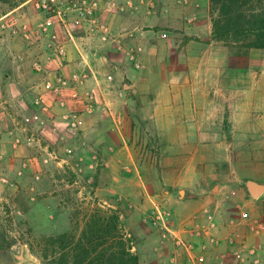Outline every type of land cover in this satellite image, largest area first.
Instances as JSON below:
<instances>
[{
	"label": "rangeland",
	"instance_id": "obj_1",
	"mask_svg": "<svg viewBox=\"0 0 264 264\" xmlns=\"http://www.w3.org/2000/svg\"><path fill=\"white\" fill-rule=\"evenodd\" d=\"M22 1L0 0V264H55L51 239L97 203L122 210L141 264L194 263L176 235L192 243L206 219L203 236L232 250L247 241L261 260L247 264H264V190L249 188L264 185V49L212 39L209 0H89L98 19L71 24L73 38ZM35 60L89 77L65 90V107L44 92V111ZM73 112L76 128L63 117ZM158 205L175 235L155 224Z\"/></svg>",
	"mask_w": 264,
	"mask_h": 264
},
{
	"label": "trees",
	"instance_id": "obj_2",
	"mask_svg": "<svg viewBox=\"0 0 264 264\" xmlns=\"http://www.w3.org/2000/svg\"><path fill=\"white\" fill-rule=\"evenodd\" d=\"M209 1L215 11L212 39L264 49V0ZM123 216L120 208L97 203L82 225L77 222L70 233L51 239L45 258L59 252L55 264H141Z\"/></svg>",
	"mask_w": 264,
	"mask_h": 264
},
{
	"label": "built area",
	"instance_id": "obj_3",
	"mask_svg": "<svg viewBox=\"0 0 264 264\" xmlns=\"http://www.w3.org/2000/svg\"><path fill=\"white\" fill-rule=\"evenodd\" d=\"M34 1V7L40 11H43L47 15L46 19V25L49 26L52 24L53 20L56 19L58 22L64 26L65 30L67 31L70 38H73V34L70 30V25H78L81 26L85 23H94L98 19L99 14V4L97 1H89V0H82L80 2H72L68 4H64L61 0H33ZM47 26L45 28H47ZM53 40L58 41L56 44V51L59 56H65L67 53V47L65 42H60L58 35L53 34L52 35ZM106 39V36H104ZM33 68L35 72L40 75L39 83L35 85V95L33 98V105L36 108H42V110H46L44 106V100L45 97L43 95L44 92H49L53 96L59 98L60 105L62 107H65L67 104V101L63 98V94L65 90L69 87H71V84H79L83 83L86 79L89 77V73L87 70L83 71H76L71 74V76L67 77L64 74H62L59 71H53L48 69L42 62L35 60L33 62ZM40 90V91H39ZM78 94L75 93V100H78ZM64 119L68 121V126L72 128L78 127L80 124H82V119L79 114L73 112V113H65ZM40 120V115L38 111L33 112V114L28 115L25 117V121L27 123H33L35 121ZM206 213H209V210H205ZM167 216L165 212L161 209V207L158 205L156 207V217H155V224L156 225H162L165 229L164 235L167 236L169 233L174 234L175 232L170 228V225L167 223ZM258 230L260 232H264V223H259ZM209 234V233H208ZM211 236V241L214 243V238ZM177 243L183 244L185 246H193L192 243H187L183 238L180 236H177ZM247 251V249L243 248L235 251V255L239 257L240 259L244 260V253ZM249 252L252 255L256 254L255 249H250ZM241 253V254H240ZM243 253V256H242ZM258 258V257H257ZM201 261L204 260V258L199 257ZM256 263L260 262L258 260H255Z\"/></svg>",
	"mask_w": 264,
	"mask_h": 264
},
{
	"label": "crops",
	"instance_id": "obj_4",
	"mask_svg": "<svg viewBox=\"0 0 264 264\" xmlns=\"http://www.w3.org/2000/svg\"><path fill=\"white\" fill-rule=\"evenodd\" d=\"M156 115V119L158 121V126L160 125L159 123V116L157 115V113H155ZM160 128V126H159ZM249 192V190H248ZM167 197L168 198H171L170 196L172 195V193L170 192H167ZM250 196L251 193L249 192ZM209 198H211L210 196H204L202 199L199 200V204H197L198 207V210L197 211H200L202 208L206 207V204L208 203L209 201ZM186 208H191V207H186ZM201 217V221H204V218H207L205 214H200ZM195 230H196V233L194 234V236H191L190 237V241L192 242L193 244V248L194 250L191 251V254L197 256L198 258L195 259L194 258V263L192 262V264H247V263H256L255 260H258L259 261V258H257V254L256 255H252L249 253V245L246 241V244L247 245H244L245 243H243L242 245L240 244H236L233 245V250L232 248L227 244L226 241H223L221 243H217V244H214L212 241H211V236H203L201 234V230H199V228H202L206 234H213V228L210 227V224L207 223V219H206V222H198V223H195ZM199 230V231H197ZM226 228L224 229V236H226ZM189 238V236H188ZM233 238H236V241L238 242L239 239L242 240L243 235L241 233H237L236 236L233 235ZM241 247L247 249V251L244 253L245 255V259H246V256H247V260L246 262L245 261H238V258L236 255H234L235 251L241 249ZM241 254V253H240ZM242 256H243V253H242ZM199 257H202L204 258L203 261H201L199 259ZM261 262V260H260Z\"/></svg>",
	"mask_w": 264,
	"mask_h": 264
},
{
	"label": "water",
	"instance_id": "obj_5",
	"mask_svg": "<svg viewBox=\"0 0 264 264\" xmlns=\"http://www.w3.org/2000/svg\"><path fill=\"white\" fill-rule=\"evenodd\" d=\"M249 188L251 190V193L254 197H258L261 195V193L264 190V185L256 182V181H251L249 183Z\"/></svg>",
	"mask_w": 264,
	"mask_h": 264
}]
</instances>
